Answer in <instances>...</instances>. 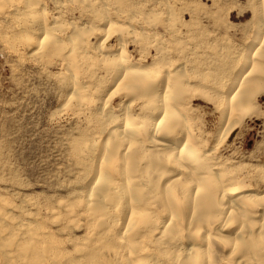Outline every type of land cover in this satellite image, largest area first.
<instances>
[{"label": "rangeland", "instance_id": "1", "mask_svg": "<svg viewBox=\"0 0 264 264\" xmlns=\"http://www.w3.org/2000/svg\"><path fill=\"white\" fill-rule=\"evenodd\" d=\"M29 2H36L38 9L44 10L42 19L38 20L42 17L38 14L32 16L38 18L33 22L25 9ZM151 8L161 10L148 23L157 36L145 30L141 19ZM263 8V0H0V264H125L122 242L118 240L127 213L123 191H118L114 204L105 205L104 219H108L110 230L104 235L97 234L103 226L92 222L85 204L100 155L98 150L90 155L85 150L96 137L99 140L106 135L105 120L94 107L99 97L105 98L112 78L100 62V51L91 48H99L108 18L136 34L119 32L120 40L112 35L105 48H120L124 43L127 54L139 60L140 48H151L152 58L154 44L162 42L175 60L174 65L191 59V64L186 65L193 64L196 70L202 61L214 60L219 65L220 81L214 79L216 85L209 77V84L204 86L211 88L208 92L222 93L225 78L238 70L248 56L249 44L263 32L258 23L263 19ZM165 11L168 13L163 15ZM55 18L63 30L58 38L62 48L70 46L67 38L73 26H97L100 32L86 30L79 37L85 46H75L88 48L87 54L94 59L61 61L59 51L58 55L45 54L49 45L33 55L38 46L25 39L37 33L39 38V22L53 24ZM166 18L170 19L168 24L163 21ZM144 33L151 35L146 41L141 39ZM191 99L195 101L190 122L210 140L211 146L221 113L214 103L196 96ZM121 100L119 97L115 101L114 109ZM257 101L256 114L237 124L219 151L222 157L247 167L253 187L256 185L251 178L256 174L250 166L264 167V94ZM134 108L139 114L138 106ZM114 175L120 177L119 172ZM258 185L264 190V178ZM160 215L162 229L167 217L165 211ZM142 227L137 226L127 235L138 233ZM25 241L19 251L18 245Z\"/></svg>", "mask_w": 264, "mask_h": 264}, {"label": "bare ground", "instance_id": "2", "mask_svg": "<svg viewBox=\"0 0 264 264\" xmlns=\"http://www.w3.org/2000/svg\"><path fill=\"white\" fill-rule=\"evenodd\" d=\"M30 2L25 7L30 18L40 14L42 17L32 18L33 22L42 19L44 10L38 9L36 2ZM152 9L143 12L141 19L146 25L145 30L149 29L155 35L148 23L160 15L161 10ZM100 12L101 16L104 15L103 9ZM167 13L162 12L163 15ZM262 13L264 19V8ZM95 15L101 17L100 13ZM263 19H258L262 34L256 35L249 44L248 56L238 70L225 78L227 82L222 86V93L217 90L208 92V87L204 86L209 77L215 83L214 79L219 80L221 72L217 73L219 65L214 64V60L202 61L196 70L193 64V67L187 66L191 59L189 63L174 65L175 60L172 61L169 50L161 46L162 42L154 44L152 58L151 48H140L139 60L127 54L124 43L120 48H105L112 35L120 40L122 34L119 32L136 34L135 30L120 25L118 21L106 20L99 48H91L100 51V62L107 75L112 76L105 98L96 97L98 101L94 107L97 115L105 120L106 135L99 140L96 137L84 149L87 154L97 150L100 153L85 204L92 222L103 226L97 234L104 235L110 230L108 219H104L106 204H114L118 191H123L127 213L118 240L122 242L125 264H264V190L258 185L264 178V167L250 166L256 174L251 178L256 185L253 187L248 181L247 167L219 153L236 125L256 114L257 98L264 94ZM169 20L163 21L168 24ZM42 21L39 22L42 29L39 38L38 33H32L36 36L25 39L28 43L36 42L38 48L33 55L49 45L45 54L54 55L59 51L61 61L82 57L90 60L91 55L86 52L88 48L75 46H85L79 37L86 30L97 31V26H73L71 36L67 38L70 46L62 48L58 38L63 30L60 31L57 21L53 24ZM144 34L141 39L146 41L151 35ZM75 40L77 43L74 44ZM95 51H91L92 55L97 54ZM218 60L220 64L221 58ZM189 96L190 99L196 96L214 103L221 113L220 126L211 146L210 140L190 122L189 113L195 100H190ZM119 97L122 100L114 109L113 104ZM135 106H138L139 114L134 112ZM115 172H119L120 177L115 176ZM161 211H165L167 217L162 229L159 227L163 219ZM140 224L143 226L141 231L127 235ZM24 244L26 241L19 244L18 249Z\"/></svg>", "mask_w": 264, "mask_h": 264}]
</instances>
